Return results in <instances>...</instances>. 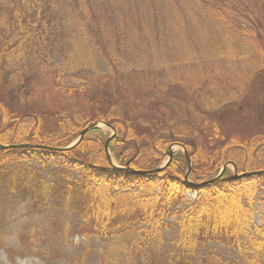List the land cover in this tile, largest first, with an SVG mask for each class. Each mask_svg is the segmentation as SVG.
I'll list each match as a JSON object with an SVG mask.
<instances>
[{
  "label": "trees",
  "instance_id": "trees-1",
  "mask_svg": "<svg viewBox=\"0 0 264 264\" xmlns=\"http://www.w3.org/2000/svg\"><path fill=\"white\" fill-rule=\"evenodd\" d=\"M233 6L241 5L229 0H0V65L18 69L17 74L24 77V84L30 85L38 68L58 57L61 64L48 67L53 68L59 77L75 70L78 73L76 79L81 83L78 87L65 84L62 87L57 84L56 87L63 92L78 94L93 86L95 77L87 75L91 71H99L102 63L112 74L146 69L153 76L163 69L169 73L172 71L170 65L182 62L199 65L206 69L202 71L206 73L211 69L219 70L221 61L233 53L225 44L222 46L215 40L204 39L203 34L194 35L191 40L182 34L180 40L183 45L175 52L170 51L169 46L163 49L161 45L157 54L166 64L163 69L155 63L159 60L153 59L152 46L153 42L159 44L157 41L168 37V22H173L174 11H179L185 25L191 24V18L193 21L196 19V25L212 27L213 34L223 39L220 42L233 43L236 40L243 49L240 56L256 57L260 51L259 41L263 44L262 34L254 33L255 28H251L253 22L246 11L239 12ZM233 19L239 28L232 24ZM147 21L158 26L146 27L139 32L140 26ZM220 24L226 26L224 31H221ZM126 55L130 58L124 61ZM78 69H82L81 72ZM187 69L192 68L187 66ZM158 83V88H162L160 80ZM211 86L209 84V89ZM26 89L27 86L21 87L14 97L18 104L15 107L9 106L4 94L5 86L0 87V144L25 145L0 148V171L13 174L9 185L15 189L27 185L29 192L38 187L51 193L62 186L67 193L81 194L86 204L93 207L88 218L94 219V224L102 219L94 209L99 202L101 207L109 203L111 208L116 205L125 212L143 211L146 206L157 216L178 217L182 232L175 239L174 246L165 253L153 252V242L161 237L158 233L160 226L149 229L139 243L135 238L121 237L123 234L119 231L126 229L121 222L112 223L109 217L102 219L101 223L95 224L96 233H85L89 237L93 234L109 236L110 246L100 253L98 264H264V173L234 178L227 169L220 174L228 162L241 167V172L264 170V152L260 149L262 143L256 138L258 134L249 142L231 138L217 144L222 126L214 121V135L208 137L210 140L206 144L210 148L207 149L196 141L175 139L167 126L154 136L157 125L152 122L155 120L143 112L128 117L121 113L113 115L108 109L107 117L104 102L94 96L88 97L93 105V117L84 119L79 113L73 117L65 115L75 121L69 119L61 123L60 119L61 133L45 134L41 131V114L34 111L28 114L21 107V101L26 100L23 95ZM215 91L202 96L201 102L208 109L218 111L235 100L236 93L230 88L221 87ZM93 120L104 121L116 128L109 149L115 153L113 159L119 163L117 166L109 162L104 149L109 137L105 138L100 128L92 130L99 134L98 137H89L90 131L73 149L58 150L70 145ZM174 143L183 144L191 158L193 165L188 174V158L184 151L175 153L167 166L173 173L166 169L153 173L139 172L155 169ZM45 146L55 149L49 150ZM53 152L67 155L72 160L64 168H59L68 181L49 186L38 171L48 169L45 158ZM27 156L29 161H26ZM34 160L39 167L32 166ZM73 170L78 172V176L76 172L72 174ZM189 190L196 193L190 203L186 197ZM260 190L258 209L263 217L261 226L252 219L256 209L254 201L258 197L256 193ZM119 199L125 201L117 204ZM241 216L247 219L241 221L238 219ZM209 242L224 244L232 256L207 248ZM154 258L158 261H153Z\"/></svg>",
  "mask_w": 264,
  "mask_h": 264
},
{
  "label": "rangeland",
  "instance_id": "rangeland-1",
  "mask_svg": "<svg viewBox=\"0 0 264 264\" xmlns=\"http://www.w3.org/2000/svg\"><path fill=\"white\" fill-rule=\"evenodd\" d=\"M229 1L239 2L241 6L233 7L239 12L246 11L248 18L253 22L251 28H255L254 33L262 34L263 44H260L262 43L260 40L258 43L260 51L255 47L258 51L255 50L257 52L256 57L253 55L255 58L250 55L240 56L243 49L235 42L236 40H233V43H227L226 40L220 42L223 39L221 40L213 34L212 27L202 28L195 24L196 19L193 21L191 18V24L185 25V19L182 18L180 12L174 11L173 22H168L166 28L168 37L163 41H157L159 44L153 42L152 46L153 59L159 60L155 63L161 69L166 64L160 60V56L157 54L160 50L159 47L163 45L164 49L169 46L170 51L175 52L183 45L180 40L182 34H186V39L190 40L194 35L203 34L204 39L206 37L209 40H215L222 46L224 44L228 46L233 56L239 50V53L234 56L236 58L233 56L224 58L226 60L221 61V65L218 66L219 70L211 69L207 73L202 72L206 69L199 65H188L182 62L170 65L172 71L169 73H165L163 69L153 76L146 69L145 71H130V73H108L105 69L106 64L102 63L99 64V71H91L87 75L95 77L93 86L87 87L85 92L78 94V92L67 90L63 92L56 87L57 84L60 87L64 84L78 87L81 83L76 79L78 73L75 70H69L60 77L56 76L54 69L48 66L56 67L58 63L61 64L57 57L55 61L45 63L38 68L30 85L24 84V77L21 76V73L17 74L18 69L11 68V65H0V87L5 86L4 94H6L9 106L17 107L18 104L14 97L16 98L21 87L27 86L26 92L23 94L26 100L21 101V107L25 108L24 111L28 114L33 111L41 114V131L45 134L61 133L58 125L60 119L61 123L65 120L69 121V119L75 121L74 118H66L65 115L73 117L74 114L79 113L83 115L84 119L93 117V105L88 97L94 96L104 102L106 116L108 109L112 110L113 115L121 113L122 116L129 117L143 112L152 116L155 120L152 123L155 122L157 125L154 127V136L159 135L161 129H167L165 127L167 126L169 133L175 139L196 141L209 149L210 147L206 143L210 140L208 137L214 135L213 122L217 121L222 126L217 144L223 142L224 139L230 140L231 138L249 142L254 135L258 134L256 138L262 143L260 149H263L262 152H264V0ZM225 7L230 9L229 6ZM233 22L232 24L237 26L234 19ZM157 26L158 24L147 21V24L140 26L139 32H142L146 27L156 28ZM219 26L221 31H224L226 26H221V24ZM182 27L183 29H181ZM128 58L130 57L126 55L124 61ZM187 66L192 69H187ZM15 67L19 66L15 65ZM78 70L81 72L82 69ZM159 80L163 84L162 88L157 86V84L160 86ZM168 80L173 82L170 83ZM209 84H212L211 89H209ZM221 87L232 89L236 93L235 100L218 111L205 107L201 102L202 96L214 94L215 90ZM99 126L105 138L112 136L113 130L110 126L105 124ZM98 135L92 131L88 136L96 138ZM172 146H174L176 154L184 151L178 143H174ZM110 154L113 164L118 165L117 160L113 159L115 153L110 150ZM167 155L166 153L162 156L156 167L165 166L164 170L173 173L167 167L169 165L166 166L169 160ZM25 158L26 161H29L28 156ZM45 159L49 165L48 169H39L38 175H41V178L49 186L56 182L68 181L62 172H59V168H64L67 163H71L72 159L69 156L53 152L48 154ZM35 162L36 160L31 162L32 166L39 167V164ZM231 163H226L227 167L223 170L228 169L234 178L257 175L243 176L246 173L260 171L241 172V167L238 168L236 164L234 166ZM71 172L72 174L76 172L78 176L76 170ZM12 175L9 171H0V264H98L100 253L106 251L110 246L109 236L93 234L92 237H89L85 233L92 231L96 233L95 224L101 223L102 219L107 217L112 218L110 221L112 223L120 224L121 222V225L124 224L127 230L119 231L120 234H123L122 238H135L139 243L142 242L149 229L152 230V227L160 226L158 233L161 234V237L153 242L154 253L169 251L174 246L178 234L182 232L177 216L165 214L157 216L153 210H147L146 206L143 211L136 209L125 212L122 211L124 209L115 207L116 205L111 208L109 203L103 207L100 202L98 206L96 203L94 209L96 208V212L100 213L102 219L99 218V222L94 224V219L88 218L93 207L86 204V199L82 198L81 194H73L72 191L67 193L62 186L52 193L47 190L41 191L38 187L29 192L30 188H27V185L17 186L15 189L8 183ZM238 175L240 176L237 177ZM188 179L193 182L192 178ZM29 180L31 182L30 177ZM27 183H29L28 180ZM195 194L194 190L187 191L186 197L189 203L194 200ZM256 194L258 197L254 201L256 209L253 211L252 219L261 226L263 217L258 209L261 190ZM117 201L118 204L124 202L125 199ZM99 204L104 209H102L103 211L100 210ZM238 219L242 221L247 218L241 216ZM133 225L134 227H132ZM207 248H212L224 256H232L229 248L219 242H209ZM153 261L158 260L154 258Z\"/></svg>",
  "mask_w": 264,
  "mask_h": 264
},
{
  "label": "water",
  "instance_id": "water-1",
  "mask_svg": "<svg viewBox=\"0 0 264 264\" xmlns=\"http://www.w3.org/2000/svg\"><path fill=\"white\" fill-rule=\"evenodd\" d=\"M100 124H105V123H103V122H95V123H93L92 125H90V126H88V127H86V128H84V130H82L81 131V133H80V135H79V137H78V139H76L70 146H68V147H65L64 149H58V150H71L72 148H74V147H76L77 145H79L81 142H82V140H83V138H84V136H85V134L87 133V132H89V131H91V130H93V129H95V128H99L100 126ZM105 125H107V126H110L109 124H105ZM111 128H112V130H113V135L114 134H116V130H115V128H113L112 126H110ZM109 143H110V138L106 141V145H105V150H106V153H107V155H108V158L110 159V150L108 149L109 148ZM183 149H184V151H185V155H187V158H188V166H189V168H188V173H189V171H190V169H191V165H192V161H191V158L189 157V155H188V152H187V150H186V148H185V146L183 145V144H181V143H178ZM17 146H25V145H10V146H7V145H1L0 144V147L1 148H12V147H17ZM45 147H47V148H49L48 146H45ZM174 146H172L171 145V147H170V149H169V151L167 152V156H169V160H168V162H167V164H166V166L167 165H169V163H170V161L172 160V158H173V155H174V148H173ZM50 149H55V148H52V147H50L49 148V150ZM231 164H233V163H231ZM234 166H235V164H233ZM165 167V166H164ZM164 167H162V168H156L155 167V169H153V170H150V171H139L140 173H153V172H158V171H160V170H162ZM225 167H227L226 165L223 167V169H225ZM223 172H224V170H223ZM260 173H264V170H260V171H255V172H251V173H246V174H244L243 176H247V175H253V174H260ZM240 175H238L237 177H239ZM199 185H203V184H199Z\"/></svg>",
  "mask_w": 264,
  "mask_h": 264
}]
</instances>
